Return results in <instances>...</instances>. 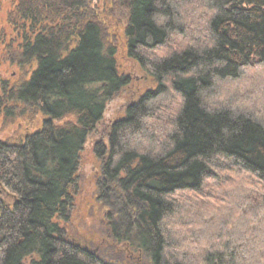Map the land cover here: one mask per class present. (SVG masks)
<instances>
[{
    "label": "trees",
    "instance_id": "trees-1",
    "mask_svg": "<svg viewBox=\"0 0 264 264\" xmlns=\"http://www.w3.org/2000/svg\"><path fill=\"white\" fill-rule=\"evenodd\" d=\"M6 22L0 113L33 134L0 142V264H264V0H13ZM109 27L154 86L94 141L100 217L73 240L80 153L131 80Z\"/></svg>",
    "mask_w": 264,
    "mask_h": 264
},
{
    "label": "rangeland",
    "instance_id": "rangeland-1",
    "mask_svg": "<svg viewBox=\"0 0 264 264\" xmlns=\"http://www.w3.org/2000/svg\"><path fill=\"white\" fill-rule=\"evenodd\" d=\"M12 1L13 0H0V51L2 46L7 47L9 45L16 44L15 41L12 44L13 40L11 39L13 38L8 36L9 30L6 37L1 34L8 27L6 22V14ZM98 1L100 3L103 2V0ZM107 34L109 39L116 46H118V63L120 70L123 72H128L131 75V80L126 87H124L119 93L114 95L111 100H109L105 115L99 124V133L97 136H90V138L83 145V149L80 153V174L83 183L86 184V188L84 186V190L76 195V200L72 202L73 205L70 209V217L69 221L67 222V224H69L67 235L73 240H77L74 238V236H76L74 235L75 230H82L80 235L83 237V239L86 238V229L90 228V226L93 224L94 218L98 219L100 217V214L96 213L97 208H95V212L94 209L91 208V204H95L94 201H91V194H93L91 185L93 184L94 175L97 173L96 169L99 165V156L97 155L96 149L99 150L100 147L99 145L95 146L94 141L96 138H98L99 134H101L100 144L102 145L105 139L104 130L102 129L111 120L117 118V116L122 117L128 103L137 100L146 89L152 88L154 86L153 80H151L150 77L147 76L143 71L138 70L137 65L126 58L122 27H109ZM3 61L4 57L0 55V80L3 82L7 81V85H10L13 81L17 80L19 76V70L16 66L10 65L9 62L4 63ZM11 131L12 130H10V132ZM104 153L106 154V150Z\"/></svg>",
    "mask_w": 264,
    "mask_h": 264
},
{
    "label": "flooded vegetation",
    "instance_id": "flooded-vegetation-1",
    "mask_svg": "<svg viewBox=\"0 0 264 264\" xmlns=\"http://www.w3.org/2000/svg\"><path fill=\"white\" fill-rule=\"evenodd\" d=\"M3 113L4 112L2 111L0 113V118H1L0 125L4 123L6 127L4 126L5 133H3V135L0 137V142L2 141V143L6 145V147H9L10 145H15V144L18 146L20 145L22 146V143H24L25 139L33 133H31L30 130L26 129V127L24 126V121L18 120V123H22L23 130H21L18 134H11L13 130L9 126L10 125L9 120H7L6 117H5V121L3 120L4 118ZM15 123L16 122H14L13 124ZM22 125L19 124V126H22ZM12 127L14 128V125ZM10 130L12 131L10 132ZM11 197H12V194L8 188L0 187V201L3 203V205L6 208H9L12 206Z\"/></svg>",
    "mask_w": 264,
    "mask_h": 264
}]
</instances>
